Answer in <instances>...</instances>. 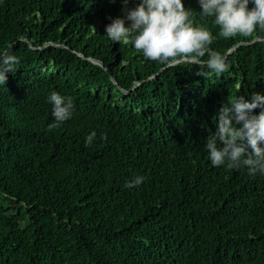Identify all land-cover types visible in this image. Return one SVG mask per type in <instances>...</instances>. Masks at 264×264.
<instances>
[{"label":"trees","instance_id":"obj_1","mask_svg":"<svg viewBox=\"0 0 264 264\" xmlns=\"http://www.w3.org/2000/svg\"><path fill=\"white\" fill-rule=\"evenodd\" d=\"M184 4L227 72L109 40L121 0L0 2V54L19 59L0 86V264H264V175L205 147L225 102L264 94V30L225 39ZM51 91L75 103L55 128Z\"/></svg>","mask_w":264,"mask_h":264},{"label":"clouds","instance_id":"obj_2","mask_svg":"<svg viewBox=\"0 0 264 264\" xmlns=\"http://www.w3.org/2000/svg\"><path fill=\"white\" fill-rule=\"evenodd\" d=\"M2 2V0H0ZM122 15L109 17L105 27L112 42L131 44L143 56L167 65L176 58L193 62L207 55L202 69L222 74L229 70L223 53L210 46L216 36L206 24H196L193 10L184 0H121ZM202 17H212L219 27V36L229 39L237 35L250 36L257 29L264 30V0H198ZM133 5V6H130ZM251 5V7H250ZM19 63L11 50L0 54V86L8 80ZM206 75V71H202ZM54 118L50 128L59 127L72 119L75 103L71 97L51 91L46 98ZM260 108L257 114L254 110ZM216 131L205 141L209 160L214 167L246 168L250 176L264 175V94L254 92L239 95L233 102H225L217 116ZM106 137V133H102ZM97 136L95 130L85 138L91 146ZM145 177L137 175L126 181L125 187H139Z\"/></svg>","mask_w":264,"mask_h":264},{"label":"water","instance_id":"obj_3","mask_svg":"<svg viewBox=\"0 0 264 264\" xmlns=\"http://www.w3.org/2000/svg\"><path fill=\"white\" fill-rule=\"evenodd\" d=\"M181 60H188V61H191V60H189V59H187V58H182ZM95 62H97L96 60H94ZM97 63H100L101 64V62H97ZM151 78V77H150Z\"/></svg>","mask_w":264,"mask_h":264}]
</instances>
